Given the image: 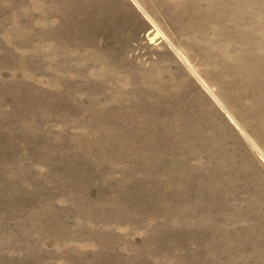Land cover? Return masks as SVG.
Wrapping results in <instances>:
<instances>
[{
    "label": "rangeland",
    "instance_id": "obj_1",
    "mask_svg": "<svg viewBox=\"0 0 264 264\" xmlns=\"http://www.w3.org/2000/svg\"><path fill=\"white\" fill-rule=\"evenodd\" d=\"M191 5L0 0V264H264V101Z\"/></svg>",
    "mask_w": 264,
    "mask_h": 264
},
{
    "label": "bare ground",
    "instance_id": "obj_2",
    "mask_svg": "<svg viewBox=\"0 0 264 264\" xmlns=\"http://www.w3.org/2000/svg\"><path fill=\"white\" fill-rule=\"evenodd\" d=\"M190 1L193 8L197 5L195 13H200L202 23L215 25L211 35L205 34L203 39L197 38L200 35L196 31L189 35L190 39L195 38L193 43L207 49L204 60L216 63L213 59L219 60L218 54L222 52L220 57L227 60L232 77L239 81L243 93L252 85L260 91L257 98L264 101V1L258 0L255 7L253 1L247 3V0Z\"/></svg>",
    "mask_w": 264,
    "mask_h": 264
}]
</instances>
